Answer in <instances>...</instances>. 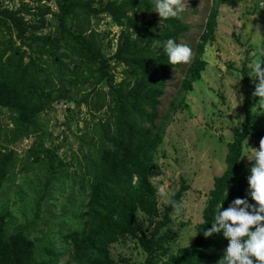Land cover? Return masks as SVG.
Masks as SVG:
<instances>
[{"label":"trees","instance_id":"1","mask_svg":"<svg viewBox=\"0 0 264 264\" xmlns=\"http://www.w3.org/2000/svg\"><path fill=\"white\" fill-rule=\"evenodd\" d=\"M54 1L57 11L37 0L34 12L28 4L14 9L0 1V110H7L11 121L5 126L0 123V192L18 167L20 172L39 170L33 187V218L8 231L7 213L0 209V264H60L65 252L70 258L62 264H115L110 246L125 236L138 239L147 254L146 264H156L157 234L168 225L188 189L182 185L161 214L157 188L150 180L160 173L155 156L168 118L161 116L159 107L170 70L180 66L167 63L163 43L168 38L180 43L190 25L182 17L161 20L152 0ZM219 3L214 0L195 45L180 86L185 92L193 90L208 64L204 54L216 36ZM102 15L120 27L111 55L104 51L106 36L92 24ZM50 25L53 31L44 33ZM117 67H121L120 81L114 72ZM242 73L247 81L246 69ZM61 102L74 104L67 108L69 119L81 112L82 105L91 117L79 135L81 157L72 154L74 169L59 155L60 144L46 145L52 133L40 118ZM102 109L103 116H97ZM244 113L241 127L232 128L225 169L214 178L194 239L160 264H217L223 256L228 241L222 232L204 237L203 230L211 227L219 204L226 208L233 199L246 196L251 161L243 162V155L251 140L264 137V130L253 126L256 113L246 103ZM65 125L70 128L68 121ZM31 137L32 145L20 157L15 145ZM65 182L69 195L78 184L86 204L76 221L63 220L70 226L62 235L66 250H61L55 237L38 244L30 232L44 219L50 190ZM138 212L148 217L147 229Z\"/></svg>","mask_w":264,"mask_h":264},{"label":"rangeland","instance_id":"2","mask_svg":"<svg viewBox=\"0 0 264 264\" xmlns=\"http://www.w3.org/2000/svg\"><path fill=\"white\" fill-rule=\"evenodd\" d=\"M0 1L14 9L21 4H28L33 12L38 4L37 0ZM42 4L57 11L54 0H42ZM213 4L214 0H185L186 6L181 17L190 25V30L180 40V44L190 47L191 58L187 63H180L178 69L170 70L165 94L161 97L160 114L168 117L166 133L155 156L160 173L150 178L157 188L161 214L182 185L188 186V189L172 212L168 225L157 234L160 249L156 264H160L169 253L175 252L179 247L189 245L194 239L196 226L202 221V210L213 187L214 178L225 169L227 144L233 138L232 128L241 127L244 121L245 103L256 113L253 126L264 130V112L256 110L258 97L252 95L257 81L248 75L250 68L247 67L250 63L263 60L264 8L261 5L264 0H220L217 32L204 54L208 64L202 78L193 85L190 92L180 88ZM156 14L158 15L157 12ZM29 17L28 15L27 18ZM47 17L55 25L51 15L48 14ZM92 24L101 36H106L105 53H114L120 27L105 15L94 19ZM53 25L45 28L44 33L53 31ZM108 40L112 43L108 44ZM16 43L19 44L18 41ZM261 67L264 66L261 64ZM242 69H246L247 81L243 80ZM114 72L116 80L120 81L121 67H117ZM73 107V103L61 102L40 115L45 124L44 128L52 133V139L47 138L46 145L51 141L60 144L58 153L71 163V169L76 168V159H73L72 154L76 153L81 157L78 150L79 135L85 131V122L91 119L85 105L81 106V112L76 117L69 119L71 117H68L67 108ZM103 110L96 112V115L103 116ZM66 121L70 128L66 127ZM0 123L3 126L11 124L10 114L5 109L0 110ZM260 139L251 140L244 154H251L253 148L258 149ZM33 141L34 137L24 139L14 149L23 157ZM248 161L250 160L247 155H244L243 162ZM13 173L15 176H10L11 179L0 192V209H5L7 213L8 231L24 222V219L33 218V187L37 186L39 180L38 169L20 172L18 167ZM68 187L69 183L65 182L63 186L57 184L50 190L44 219L30 232L31 238L38 244L55 237L57 247L66 250L62 235L66 234L70 225L63 220L68 218L76 221V215L80 214V209L86 204L85 195L80 192L78 184H75L70 195ZM138 218L143 228L147 229L148 217L138 212ZM151 230L148 231L149 236ZM110 252L115 264H146L147 254L136 238L121 237L110 246ZM69 258L70 255L65 252L60 264Z\"/></svg>","mask_w":264,"mask_h":264},{"label":"clouds","instance_id":"3","mask_svg":"<svg viewBox=\"0 0 264 264\" xmlns=\"http://www.w3.org/2000/svg\"><path fill=\"white\" fill-rule=\"evenodd\" d=\"M153 10L161 20L180 19L185 10V0H152ZM264 8V4L261 5ZM167 63L176 65L187 63L191 58L188 45L180 44L172 38L163 43ZM264 62V61H262ZM262 62L250 63L249 76L256 78L252 95L258 97L256 110L264 112V67ZM241 101L243 96H241ZM247 155L251 161L248 168L247 190L244 198L233 199L226 208L217 206L211 227L203 230L204 237L221 233L228 243L217 264H264V137L259 148ZM243 155V156H244ZM227 196V191L225 193ZM249 198L252 203L249 202Z\"/></svg>","mask_w":264,"mask_h":264}]
</instances>
